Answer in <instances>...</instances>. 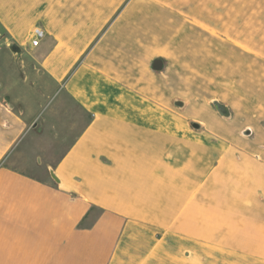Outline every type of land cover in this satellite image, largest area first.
I'll return each instance as SVG.
<instances>
[{"label":"crops","instance_id":"1","mask_svg":"<svg viewBox=\"0 0 264 264\" xmlns=\"http://www.w3.org/2000/svg\"><path fill=\"white\" fill-rule=\"evenodd\" d=\"M146 1L208 16L202 0H0V264H185V241L217 224H236L241 252L264 264V169L229 160L232 142L136 87L102 41ZM262 5L240 0L242 33Z\"/></svg>","mask_w":264,"mask_h":264},{"label":"rangeland","instance_id":"2","mask_svg":"<svg viewBox=\"0 0 264 264\" xmlns=\"http://www.w3.org/2000/svg\"><path fill=\"white\" fill-rule=\"evenodd\" d=\"M204 2H193L198 10L195 13L208 14L203 17L184 16L153 1L138 2L133 7L135 15L116 21L117 30L102 41L131 63L128 71L136 87L169 104L173 98L183 99L186 106L182 112L189 115L188 119L202 121L203 128L213 130L211 134L232 142L229 160L234 161L240 153L249 155L254 169H264V161L253 158L258 154L264 160V15L247 17L242 26L246 31L242 33L240 0H224L220 3L222 10L212 11L214 17L212 8H206ZM260 7L264 9L263 5ZM260 12L264 14V10ZM207 19L234 33L210 30ZM240 35L250 47L240 44ZM157 57L164 60L161 71L152 67ZM161 72L166 73L167 79L160 76ZM58 96L54 95L52 101ZM212 98L228 104L230 118L221 116L207 103ZM26 101L32 102V109L36 110L44 98L31 99L28 95ZM247 126L252 128L251 134L242 136L240 130ZM213 153L215 159L218 150ZM102 213L97 210L94 215ZM55 214L58 215L56 211ZM93 222L79 218L75 225L89 229ZM200 227L212 232L210 239L185 241L186 249L192 251L191 257L181 256L185 264H254L253 258L240 250L244 246L240 248L236 224L213 225L212 231L204 225Z\"/></svg>","mask_w":264,"mask_h":264},{"label":"water","instance_id":"3","mask_svg":"<svg viewBox=\"0 0 264 264\" xmlns=\"http://www.w3.org/2000/svg\"><path fill=\"white\" fill-rule=\"evenodd\" d=\"M163 64H164V60L161 57H157L152 61V67L154 70L156 71H161V69L163 68ZM0 86H1V82H0ZM6 101H8V98L5 97L4 98ZM212 105L214 106L215 110L223 117L225 118H230L231 116V110L228 106V104L218 100L217 98H212ZM8 104V102H7ZM172 105L174 107H177L179 109H182L185 107L186 102L183 99L180 98H174L172 100ZM188 124L190 125L191 128L195 129V130H200L203 126L202 122L193 118L188 119ZM252 129L250 127H245L243 129L240 130V134L244 135V136H249L251 134ZM50 177L55 180L58 181V178L54 172V170L52 168L48 169Z\"/></svg>","mask_w":264,"mask_h":264},{"label":"built area","instance_id":"4","mask_svg":"<svg viewBox=\"0 0 264 264\" xmlns=\"http://www.w3.org/2000/svg\"><path fill=\"white\" fill-rule=\"evenodd\" d=\"M42 36H43L42 29L39 26H34L32 29V35H31L30 43L32 45H36Z\"/></svg>","mask_w":264,"mask_h":264},{"label":"clouds","instance_id":"5","mask_svg":"<svg viewBox=\"0 0 264 264\" xmlns=\"http://www.w3.org/2000/svg\"><path fill=\"white\" fill-rule=\"evenodd\" d=\"M156 56H163V55H154L153 57H156ZM153 57L151 58V60L153 59ZM163 57H164V56H163ZM151 60H150V61H151ZM150 61H149V62H150ZM160 76L163 77V78H165V79H167V76H166V73H165V72H161V73H160ZM212 101H213L212 99H209V100L207 101V103L210 105V104L212 103Z\"/></svg>","mask_w":264,"mask_h":264},{"label":"trees","instance_id":"6","mask_svg":"<svg viewBox=\"0 0 264 264\" xmlns=\"http://www.w3.org/2000/svg\"><path fill=\"white\" fill-rule=\"evenodd\" d=\"M211 23H212V22H211ZM230 32L234 33L233 30H230L229 33H230Z\"/></svg>","mask_w":264,"mask_h":264}]
</instances>
